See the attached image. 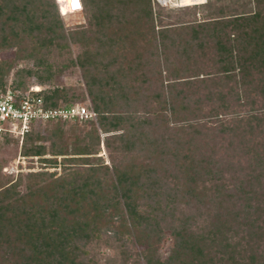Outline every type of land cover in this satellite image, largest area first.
<instances>
[{
	"label": "trees",
	"instance_id": "obj_1",
	"mask_svg": "<svg viewBox=\"0 0 264 264\" xmlns=\"http://www.w3.org/2000/svg\"><path fill=\"white\" fill-rule=\"evenodd\" d=\"M81 3L91 13V27L80 31L87 49L71 63L85 74L97 73L87 86L98 129L107 134L130 127L104 139L106 149L116 141L122 159L110 157V167L98 162L97 129L91 145L76 146L72 153L57 150L53 141L48 150L37 144L47 138L27 133L22 156L59 165L62 174L28 173L24 191L19 190L21 175L0 186V264H83L84 248L103 233L130 241L136 247L134 264H264V17L220 11L168 23L164 8L156 7V12L152 0ZM256 4L264 6V0ZM210 5L207 0L196 6ZM0 29L2 47L7 35L13 40L29 36L40 48L64 40L52 0H0ZM211 44L217 73L198 74L194 65ZM140 50L159 84L145 81L146 69L139 75L155 84L152 97L165 106L143 114L115 111L113 99L129 101L127 77L137 71ZM127 52L135 53V60L125 67L121 62ZM11 66L0 62V89ZM35 68L18 70L9 87L25 90L31 77L41 85L51 81L43 59ZM43 97L49 108L66 101L59 88ZM233 105L250 108L246 115L228 119ZM173 125L176 130L169 128ZM59 156H64L60 164ZM34 179L39 182L33 184ZM178 199L191 211L175 219ZM196 218L201 224L193 230L190 221ZM165 230L172 243L163 258L158 245Z\"/></svg>",
	"mask_w": 264,
	"mask_h": 264
},
{
	"label": "rangeland",
	"instance_id": "obj_2",
	"mask_svg": "<svg viewBox=\"0 0 264 264\" xmlns=\"http://www.w3.org/2000/svg\"><path fill=\"white\" fill-rule=\"evenodd\" d=\"M46 1H48V4H51V0ZM52 2L55 3L57 14L62 22V34L64 35V40L59 41V45L57 47L55 45H45L40 48L39 45L35 43L34 39H30L29 36L21 34L19 39L13 40L12 35H7L8 40L5 42L6 46H0V62L12 65L7 76L6 86H9L12 83L18 70L27 68L36 69L35 64L39 61V59H43L44 65H48L50 67L51 81L41 85L38 84L36 77H31L27 79V88L21 91H26L30 87H39L42 89V92L46 93L55 88H59L65 92L66 96V101L61 100V106L81 105L88 111H94L92 99L88 93L87 82H92L91 78L93 76L95 77L97 73L96 71L91 70L90 73L85 74L79 66H75L71 63L72 59H74L78 54H83L85 49H87L85 36L80 33V31L91 27V13L86 11L84 5L81 3V0L80 3L78 0H52ZM209 3L211 4L209 7L192 6L186 8H164V10H162V14L165 16L164 20L168 23L191 22L195 19L200 20L207 15H214L220 11H222L224 15L228 16L234 14L238 15L241 13L244 15H253L259 12L262 17H264V6L262 4L257 6L256 0H237L235 3H232L230 0H209ZM154 10L158 12L156 7ZM51 13L53 14V11ZM246 30H248V28H246ZM243 31L244 30H240V33L243 34ZM6 33L8 34V32ZM1 39L2 31L0 29V45L2 44ZM10 42L11 45H8ZM13 43L19 44L12 45ZM207 46L208 48L205 49L206 55L199 59L198 63L194 65V68H198V74L209 73L211 75H216L218 65L213 60V48H211L212 44ZM22 47L23 50L19 51V48L22 49ZM132 52H127L126 59H122L121 63L125 67H127L129 62L135 60V53ZM142 54L143 58L139 60L140 63L137 66V71L135 74L127 77L128 86L132 89L128 94L129 101L113 99L111 108L115 111H136V113L143 114L151 109H161V107L164 108L165 106L164 104H161V99L159 100V103L154 101L152 97L155 91L154 85H157V83L159 84V81L155 70L152 67L148 68L149 66H147L149 61L146 53L142 51ZM171 60H173V58H171ZM105 62L106 60H102L99 63L103 64ZM99 63H97V67L101 69V64ZM144 69H146L148 73V77H144L145 81L150 79L155 83L154 85H152V83L145 82L144 78L139 75L141 71H144ZM148 69H151L150 72ZM162 77L163 79H166L164 72ZM171 79H174V77ZM232 83L233 82L230 81L228 85H231ZM237 91L240 96L244 93L239 87ZM253 95L254 94H252L251 97H253ZM228 97L234 99L235 94H229ZM234 106L235 105L229 109L230 114L227 116L228 119H235L241 115L244 116L250 108L244 107L239 110ZM175 126L176 125H173L169 128L176 130ZM98 127V114L95 112V116L91 119L66 121L63 123L53 122L48 124H38L33 126L31 131L34 134L38 133L43 138H47V140H42L41 142H37V144L46 145L48 150L50 149V145L54 142L57 150L63 148L66 152L72 153L76 146L82 147L83 145H91L94 141L93 137L95 135L92 132L94 129H97L100 140L99 145L94 146L95 152L97 153L95 156L101 157L100 161H98L99 163L102 162L104 165L110 167V157L115 158L116 161L121 160L122 152L116 150V141H111V148L106 149L104 139L108 136L121 134L124 130L126 131V129L130 127L125 124L123 129L107 134L102 133ZM56 132L59 136L54 134ZM154 133L155 138L160 136L158 129ZM227 141H225L224 144H227ZM22 145L23 139L16 137H7L0 140V186L5 185L8 182H15L19 178V175H21L22 180L19 183V190L24 191L25 187L29 183L24 176L28 173L46 172L53 173L56 177L62 174V169L59 165L54 167L52 165L41 163L37 157H23ZM44 157L49 159L53 158L50 155H46ZM232 157L236 160L235 156ZM63 158L64 156L57 157V163L60 164ZM91 162L93 163L95 161ZM38 182V179H34L32 181L33 184ZM165 204H167V202L164 201L161 207H164ZM174 205L176 206L174 207L175 219H178L182 212L191 211L188 210L189 208L185 207L181 199H178ZM161 216L162 215L160 213L159 217ZM169 222L170 219L167 220L166 223H163L162 226L167 227ZM190 222L193 230H195L196 227H200V219L196 218ZM164 234L165 237L163 241L158 245L159 253L163 255V258L166 256V253L172 243L167 230H165ZM137 248L141 250L143 247L139 246ZM84 249L85 254L81 255L79 258L83 261V264H123L124 261L129 264L136 263V260H134L136 247H134L128 240L117 241L112 234L107 235L103 233L100 239L91 242Z\"/></svg>",
	"mask_w": 264,
	"mask_h": 264
},
{
	"label": "built area",
	"instance_id": "obj_3",
	"mask_svg": "<svg viewBox=\"0 0 264 264\" xmlns=\"http://www.w3.org/2000/svg\"><path fill=\"white\" fill-rule=\"evenodd\" d=\"M80 3V0H78ZM207 0H152L155 7L181 8L199 5ZM81 5V4H80ZM95 116L81 105L46 107L42 89L30 87L26 91L5 86L0 89V140L7 137L23 139L33 126L50 121L87 120Z\"/></svg>",
	"mask_w": 264,
	"mask_h": 264
},
{
	"label": "clouds",
	"instance_id": "obj_4",
	"mask_svg": "<svg viewBox=\"0 0 264 264\" xmlns=\"http://www.w3.org/2000/svg\"><path fill=\"white\" fill-rule=\"evenodd\" d=\"M200 5V4H199ZM192 6H196V5H189V4H186V5H183L182 7H192Z\"/></svg>",
	"mask_w": 264,
	"mask_h": 264
}]
</instances>
